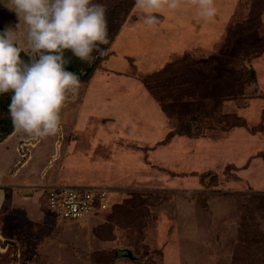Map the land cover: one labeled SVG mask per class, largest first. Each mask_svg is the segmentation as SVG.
<instances>
[{"label": "rangeland", "instance_id": "rangeland-1", "mask_svg": "<svg viewBox=\"0 0 264 264\" xmlns=\"http://www.w3.org/2000/svg\"><path fill=\"white\" fill-rule=\"evenodd\" d=\"M124 1L98 0L106 5V17L112 8L117 6L116 12L119 15L113 22L116 26L123 21L120 30L127 21L141 18L136 6L129 9L130 1L127 4ZM190 1L196 2L178 0L177 8L185 9ZM213 1L216 9L223 4L225 8L227 4L234 7L221 39L213 50L202 54L197 52L193 55H173L145 74L137 72L141 69L136 71L133 63L118 66V69L125 72L123 77L150 76L147 87L152 91L144 84L143 86L165 115L164 126L172 135L169 141L173 142L174 136L179 135L176 132L184 131L188 125L193 132L198 126L199 130L203 131L202 134L188 138H198V147L202 151L221 148V140L226 137L222 130L226 124L235 122L233 116L237 115L233 112L239 111L240 107L237 106L242 105L244 99L256 94L251 83L243 86L242 96H226V87L235 83V87H238L245 82L250 62L245 63L246 58L254 55L251 54L254 51L264 49V0ZM121 3L128 9L119 10ZM177 8L171 9L172 12ZM166 9L170 10L167 6L160 10L164 12ZM125 11L127 16L123 18ZM212 20L214 31L218 24ZM1 21L3 28L8 26L16 30L18 46L25 52L26 27L19 21L15 12L3 4H0ZM200 21L198 17V23ZM141 42L148 48L146 40ZM135 46L136 42L127 45L125 39L119 51L124 49L123 56H129L127 48ZM107 52L108 50L103 55L94 53L92 55L95 59L91 63L81 65L82 70L86 71L95 66L98 68L93 71L92 78L85 82L92 89L88 92V87L80 82L75 94L68 93L69 99L67 98L60 111L61 116V112H65V117L70 119L64 123V130L72 136L62 146L60 143L56 144L58 156L56 161H53L52 157L48 165L49 170L53 168L52 171L57 173L54 181L35 188L33 194L26 196L13 190L12 197L16 201L22 198L29 200L27 207L30 213L35 215L37 231L30 232L27 225L25 230L21 228L24 225L4 227L1 222L0 264H54L56 261V264H65L66 262L58 261L69 259L71 254L76 262L71 261L70 264H80L77 262L79 259L83 260L84 264H264V187L252 185L253 181L248 186V176L239 174L240 171L232 166L225 167L223 158L218 157H202L200 161L195 157H183L187 163L180 164V168L193 169L188 171L186 177H180L173 172L176 167L171 163L173 157L169 152L154 153L158 148H151L147 149L151 155L150 161L143 156L147 151L144 150L143 153L140 148V144L144 145L141 143L144 140L142 136L139 137L140 143L131 145L128 142L127 149L126 143L118 144L110 138L112 135L118 138L121 131V137L125 139L123 135L124 132L126 134L129 117L128 106L124 103L132 93L127 91H131L133 81L120 79L121 81L117 82L107 76L108 71L99 70L101 63L106 60L104 58ZM114 55L121 56V52ZM136 57L143 58L140 50ZM149 57L151 56L147 54L144 58ZM86 71L83 73L87 74ZM261 71L264 70L261 68ZM155 73L157 75L153 77ZM132 94V97L142 95ZM85 96L90 99L81 103ZM219 101H222L221 112L225 114V118H218L219 123H226L222 122L220 125L214 120L210 122L211 127H208L207 122L210 119L208 121L199 118L201 121H193L194 114L210 113L213 110H216V117ZM141 102L145 104V101ZM150 130V143L146 142L145 146L153 147L152 144L157 143L159 139L155 137L161 133L156 131L155 127H150ZM11 133L20 140L19 152L28 153L36 139L20 137L23 132L15 128ZM49 139L44 138L45 145H49ZM44 143L41 148L48 156L50 149ZM190 147L191 145L187 146ZM119 152H131V158L139 160L129 161V154L124 156ZM3 160L4 158L0 157V183H5L3 179L19 182L21 175L35 162L30 161L29 165L20 171V176L17 174L16 177H11L10 174L1 173L8 169ZM110 162L113 167H109ZM205 169L212 171L200 173ZM170 180L175 183H169ZM186 184L196 187L190 191L181 190L186 186L191 187ZM52 186L107 189V197L102 202L108 204V209L89 218L60 220L47 209L46 199L42 194ZM111 204L113 205L110 208ZM13 212L16 217L20 214L18 210ZM4 221L6 223V219ZM24 223L28 224L26 221ZM45 228L55 229L58 236L53 242L57 241L59 244L33 249L32 244L39 240V237L33 234L38 236L41 234L40 230L46 231ZM7 234L16 236L8 237ZM167 244L173 246L170 247L172 251L168 250L171 252L165 250ZM118 250H127L131 256L118 257ZM53 254H56V257ZM51 256L54 257L53 262Z\"/></svg>", "mask_w": 264, "mask_h": 264}, {"label": "crops", "instance_id": "crops-1", "mask_svg": "<svg viewBox=\"0 0 264 264\" xmlns=\"http://www.w3.org/2000/svg\"><path fill=\"white\" fill-rule=\"evenodd\" d=\"M213 3L215 5L214 1ZM224 6L225 4L218 8L217 14L212 18L215 20V23L217 22L218 24V28L216 30L214 29V31L212 30V28H214L213 20H205L198 14V6L194 1H190L189 5H187L185 9H181L179 7L173 12L171 9H166V11L164 12L162 10H159L156 13V15H158L159 17V21L153 26L145 25L142 18H140L139 20H129L125 23V25L117 33L112 43L110 44L108 52L104 58L106 60L105 62L103 61L101 63V68L99 70L108 71L106 72L107 76L109 75V78H112L117 82H120L122 79H132L133 83L130 87L131 91L127 92L141 93L142 95L132 97L133 94L131 93V95L127 96L128 101L124 103L128 106L129 117V120L126 123V134L123 131V136H125V139L121 137V131L118 138L113 135L110 138H112L113 141L116 140L118 144H120L121 142L126 143L125 148L127 149L126 145L128 142H130L131 145L140 143L139 137L142 136L144 140H142L141 143H143L144 145L140 144V148L143 149V153L144 150H146L147 152L146 154H143L140 151L141 155L143 154V156H146V158L149 159L148 161H150L151 155L148 154V150L151 148H158L154 151V153H159L161 151L169 152L173 157V161H171V163L176 167V169H174L175 171L173 172H175V175H178L180 177H186L187 173H189L188 171L193 169L180 168L184 163H187L186 161H184V158L192 159L195 157L197 161H200L202 157L207 159L214 157H218L221 159L223 158L225 167L232 166L235 170L240 171L239 174L246 177L248 176L246 178L248 181V186H250L251 181H253L252 185H257L258 188H262L264 187V71L262 72L261 68L264 70V53H262L260 57L252 59L248 64V66L253 69L256 76L257 82L254 89L256 91V94L251 95L249 98L247 97L243 100L244 103L242 105L237 106L240 107V112H237V110L236 112H233L234 115H237L238 117L244 119L247 126L233 127L223 132L226 137L221 140L222 145L218 150L217 148H214L211 150L202 151L198 147V138L193 140L189 139L186 136L179 135L174 136L175 140L173 142L168 141L165 143V137L167 136V134H169V130H167L164 126L165 115L156 106L154 100L150 97L148 91L144 88L139 75H136V78L129 75L128 76L132 78L123 77L125 72H123L121 69H118V66L133 63L136 66V71L141 69V71L137 72H144L145 74V72L156 69L163 63V61L169 60L173 55H193L197 52H200L202 54L203 52L213 50L215 48V44L221 39L226 26V22L231 18L233 14L234 7H230L228 6V4L226 8ZM198 17H200L201 19L200 23H198ZM125 39H127V45L130 42H136V46L134 48H127L129 56H123L125 52L124 49H122V51H119L120 46H123V42ZM145 40L148 43V48L142 45L141 41ZM25 50H27V46ZM139 50L143 54L142 59L136 57V53ZM117 52H121L122 57H116L114 54H116ZM147 54H149L151 57L144 58ZM81 65L79 69L81 77L79 76V79L82 80L80 81L81 84L83 83L88 87L87 91L89 92L92 88H90L91 86H88L85 82L92 78V76L94 75L93 71L98 70V68H95L89 76H86L87 74L83 73L85 71L81 69ZM85 99H90V97H83L81 99V103H86L84 101ZM139 100L145 101V104ZM64 113L65 112H61L62 116L60 115V129L57 134L48 136L50 138L49 145L48 143L46 144L50 149L48 156L41 148V144L44 143V138H35L36 141H34V144L31 145V147L28 149L29 152H26L24 154H21L19 152L18 146L20 140L18 138L16 139L13 134L14 132L0 142V157L4 158L3 164H5L6 168H8L4 169V172L1 173H7V175L10 174L11 177H16L17 174L18 176H20V171H23V169H25L29 165L28 163L30 161L35 160L34 164L31 165L26 170V172L21 175V179L19 182H13L3 179L5 183H0V225L1 222L4 224V227L6 225L13 227L24 225L23 227H21L22 230H25V225H27V228L30 230V232L37 231L36 226L38 223L35 220V215H32L27 207L29 206V200H27V198H22L25 199L23 200V202H21L22 199L20 201H16L12 197V193L14 190L15 192H20V195L23 196L33 194L35 192V188L37 189V187L39 186L49 185L56 178L55 176L57 175V173L52 171L53 168L49 170L50 166L48 165H50L52 157V160L56 161V158L58 156L57 148H55L56 144L60 143V145L62 146V144L64 142L66 143L69 140L70 136H72L70 132H66V130H64V123H66V120L69 118H66ZM153 124L155 125L152 126ZM135 126H137V128H134ZM150 127H155L156 131H159L161 133L160 135H157L155 137V139H159L157 140V143L152 144L153 147H151L150 145L145 146L146 142L150 143V136H148L149 131H151ZM20 137H24L27 139L30 138L31 140V137H29L25 133L21 134ZM185 139L187 140V142H184ZM188 145H191V147L187 148ZM140 152L138 153L139 155ZM119 153H123L124 156L129 154V161H132L133 159L139 160V158H131V152ZM120 157L123 159L122 156ZM224 163H222V165ZM119 165L121 166L122 164ZM113 166L114 165L112 164V162H110L109 167ZM210 170L211 169H205L200 173L206 171L208 172ZM47 172L49 173V175H47ZM169 183H175V181L170 180ZM189 186L191 187L186 186L181 190L190 191L196 187V185L193 186V184H190ZM109 187L111 188V186ZM171 188L175 189V187ZM12 209L20 211L18 212L20 213L18 217L13 216L14 212ZM5 219L6 223L4 221ZM25 221L28 222V224H25ZM40 232L41 234H39L38 236L36 234H33V236L39 237V240H35L34 244H32L34 246L33 249L36 250L37 248H44L48 245L53 246L54 243H56V245L59 244L57 243V241L53 242V239L58 236V234L55 233V229H46V231L40 230ZM160 233L164 235L161 231ZM23 234L24 233H22V235ZM7 236L15 237L16 235L9 236V234H7ZM48 238H50V240ZM170 247L173 246L167 244L165 250H171L172 248ZM53 255L54 257H56V254ZM72 255L73 254L70 255L69 259L58 262H66L65 264H70V262L72 261L75 263L76 261L73 260ZM54 257L51 256V262L54 261ZM77 262H80V264H84L83 260L81 259H79ZM56 263L57 261L54 264Z\"/></svg>", "mask_w": 264, "mask_h": 264}, {"label": "clouds", "instance_id": "clouds-1", "mask_svg": "<svg viewBox=\"0 0 264 264\" xmlns=\"http://www.w3.org/2000/svg\"><path fill=\"white\" fill-rule=\"evenodd\" d=\"M198 14L205 20L217 14L213 0H196ZM15 12L26 27V54L21 57L16 30L0 29V95L11 93L8 114L13 127L29 137L43 139L57 134L60 111L68 93L80 85L77 72L66 69L64 51L91 63L94 50L103 55L107 45L106 5L98 0H0ZM143 23H158L156 13L178 0H135ZM32 54H35L34 56Z\"/></svg>", "mask_w": 264, "mask_h": 264}, {"label": "trees", "instance_id": "trees-1", "mask_svg": "<svg viewBox=\"0 0 264 264\" xmlns=\"http://www.w3.org/2000/svg\"><path fill=\"white\" fill-rule=\"evenodd\" d=\"M128 1H130V3L128 4L129 5V9H130L132 6L135 5V0H125L124 1L125 4H127ZM121 4H120V6H121ZM116 8H117V6H114L112 8V10L109 12L108 17H106L107 24H108V39H109V43L107 45H101V47L105 49L104 52H106L109 49L110 44L112 43L113 39L115 38V36L119 32L120 27H121V23L123 22L122 21L120 24H118L116 26L114 25L113 21L117 20V16L119 15L118 12H116ZM123 8L124 9H126V8L128 9L127 6H123V4H122V6L119 7V10L120 9L122 10ZM126 16H127V11H125L123 13V18H125ZM1 23H2V21L0 22V29H3V27L1 26L2 25ZM94 53L98 54L95 50H94L93 54ZM262 53H264V49L261 50V51H258V50L254 51L253 53H251V54H254V55H252L250 57H247L246 58L247 60L245 59L246 60L245 63L248 62V61H251L252 59L260 57ZM21 57H22V59L25 62H28L30 60V56L27 55L23 50L21 52ZM64 57H65V59L68 60L67 64H71L74 60H79L77 57H75L71 53L70 50H67V49L64 51ZM84 63H86V62H84ZM95 68H96V66L93 69H91L90 71H86V70H83V71L88 72L86 76H89L91 74L90 72L93 71ZM66 69L69 70V71L70 70L74 71V67L73 66H71L69 68H66ZM79 69H80V66H79ZM81 69H82V66H81ZM248 69H249V72H247V76H248L247 80L245 82L241 83V85H239L238 87H235V86H237L236 83L231 85V86L226 87V90L228 91L227 92L228 95H226V96H228V97H233V96H236V95L242 96L243 95V86L245 84H249V83H251V85L254 86V89H255L256 82H257L256 76H255L254 71H253V69L251 67L248 66ZM156 75H157V73H155L153 77H155ZM149 77H150L149 75L148 76L144 75L143 77L140 78L142 80L141 82H143V84L146 87L148 86V83H149L148 82ZM239 87L241 89H238ZM147 89L150 90L151 88L147 87ZM150 91H152V89ZM10 95H11L10 92L0 95V142L3 139H5L14 129V127L12 125V122H11V119H10L9 114H8V107H7L9 102H10ZM190 98H191V95H190ZM221 107H222V101H219V105L217 107L218 114H216L217 118L215 117L216 110L215 111L213 110L210 113L209 112H203L202 114H194L193 121H195V122L201 121V120H199V118L204 119V120H208V121L210 119V121L207 122V125H209L208 127H211L210 126V122H212L214 120H217L218 124H220V125H221L222 122L226 123L225 121H222V122L219 123V119H218L219 117L220 118L221 117L225 118V114H223L221 112ZM198 116H200V117H198ZM233 118H234L235 122H232L231 124H226V126L222 130V132H225V131L233 128V127H246L247 126L244 119H242V118H240L238 116H233ZM212 126L217 127L215 125H212ZM208 127H206L205 129L207 130ZM202 132L203 131H200L198 126L195 127V130L193 132L192 129H191V126L188 125L184 131L181 130V131H177L176 133L179 134V135H184L186 137H191V136L198 137L199 135L202 134ZM171 137H172V135H170V134L167 135L165 141L168 142ZM107 205H106L105 209L100 211L99 213H102L106 209H108ZM112 205L113 204L109 205L110 208L112 207ZM99 213H97V215Z\"/></svg>", "mask_w": 264, "mask_h": 264}, {"label": "built area", "instance_id": "built-area-1", "mask_svg": "<svg viewBox=\"0 0 264 264\" xmlns=\"http://www.w3.org/2000/svg\"><path fill=\"white\" fill-rule=\"evenodd\" d=\"M107 193L104 188L52 186L42 194L46 199L47 209L58 219L75 220L96 215L104 210L106 204L102 200L107 197Z\"/></svg>", "mask_w": 264, "mask_h": 264}, {"label": "water", "instance_id": "water-1", "mask_svg": "<svg viewBox=\"0 0 264 264\" xmlns=\"http://www.w3.org/2000/svg\"><path fill=\"white\" fill-rule=\"evenodd\" d=\"M84 61L81 60H74L71 64H66L65 67L69 68L71 66L74 67V72H77L78 75L81 77V73L79 70V66L83 63ZM117 256L118 257H130L131 254L127 250H118L117 251Z\"/></svg>", "mask_w": 264, "mask_h": 264}, {"label": "flooded vegetation", "instance_id": "flooded-vegetation-1", "mask_svg": "<svg viewBox=\"0 0 264 264\" xmlns=\"http://www.w3.org/2000/svg\"><path fill=\"white\" fill-rule=\"evenodd\" d=\"M70 71H72V70H70ZM72 72H74V71H72Z\"/></svg>", "mask_w": 264, "mask_h": 264}]
</instances>
